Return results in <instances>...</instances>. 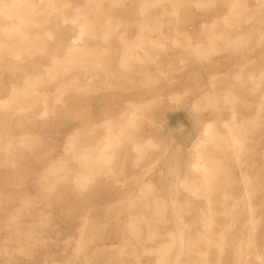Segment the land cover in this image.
I'll return each mask as SVG.
<instances>
[{
  "label": "rangeland",
  "instance_id": "rangeland-1",
  "mask_svg": "<svg viewBox=\"0 0 264 264\" xmlns=\"http://www.w3.org/2000/svg\"><path fill=\"white\" fill-rule=\"evenodd\" d=\"M16 1L0 264H264V0Z\"/></svg>",
  "mask_w": 264,
  "mask_h": 264
},
{
  "label": "bare ground",
  "instance_id": "bare-ground-1",
  "mask_svg": "<svg viewBox=\"0 0 264 264\" xmlns=\"http://www.w3.org/2000/svg\"><path fill=\"white\" fill-rule=\"evenodd\" d=\"M12 1H13V0H12ZM15 1H16V0H15ZM47 1H48V0H47ZM16 2H17V1H16ZM17 3H18V2H17ZM19 3H20V2H19ZM19 3H18V4H19ZM12 4H14V2H13ZM12 4H11V5H12ZM15 4H16V3H15ZM19 5H22V4H19ZM12 6H13V5H12ZM15 6H17V5H15ZM32 6H33V5H32ZM17 7H19V6H17ZM30 7H31V6H30ZM16 11H17V10H16ZM4 14H5V13H4ZM7 14H8V13H7ZM7 14H6V15H7ZM31 15H32V14H31ZM20 17H21V16H20ZM19 23H20V22H19ZM22 24H23V23H22ZM17 26H18V25H17ZM7 28H8V27H7ZM7 28H6V29H7ZM9 28H10V27H9ZM9 28H8V29H9ZM12 30H13V28H12ZM18 30H19V29H18ZM15 31H16V30H15ZM9 35H10V34H9ZM13 35H14V34H13ZM76 37H78V36H76ZM22 38H25V40L27 39V37H25V35H24V37L22 36ZM22 40H23V39H21V41H20V42H22V43H23V42H24V43H27V41H28V40H26V42H25V41H22ZM77 40H78V38H75V37L72 38L70 48L68 47V48L70 49V52H69V49L66 51L67 53L69 52L71 56H72V54H71L72 51H75V50L78 48V46H79L78 43H77ZM12 44H13V43H12ZM10 45H11V43H10ZM85 51H86V50H85ZM73 53H75V52H73ZM68 55H69V54H68ZM86 158H87V157H86ZM83 165H84V164H83ZM193 167H194V166H193ZM205 169H206V168H205Z\"/></svg>",
  "mask_w": 264,
  "mask_h": 264
}]
</instances>
